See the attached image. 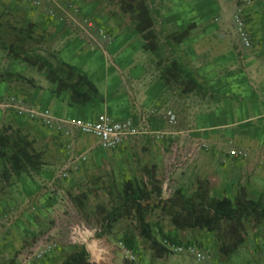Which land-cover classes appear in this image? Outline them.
<instances>
[{
	"label": "rangeland",
	"instance_id": "rangeland-1",
	"mask_svg": "<svg viewBox=\"0 0 264 264\" xmlns=\"http://www.w3.org/2000/svg\"><path fill=\"white\" fill-rule=\"evenodd\" d=\"M204 2L199 9L206 10L207 18L200 19L197 26L189 23L193 9L177 13L178 18L171 22V6L157 0L161 25L156 24L154 32L164 45L160 53L166 56L165 39L171 40L172 33H181L193 24L190 36L176 45L177 57L208 94L183 93L179 82L163 80L158 58L143 49V39L135 29L137 21L124 11L122 0H0V42L12 46L9 51L0 48V104L14 96L52 110V103L42 101L50 96L56 103L81 110L82 117L110 114V110L125 107L133 95L140 97L145 84L155 96L152 107L158 118L153 126L135 125L137 134L108 151L84 136H64L54 128L18 117L10 107H0V142L8 151L6 157H0V228L11 226L21 210L38 228L33 235L20 232L21 245L18 242L12 253L0 248V264H21L23 255L44 235L56 247L37 264H61L75 246L83 245L71 238L72 226L77 224L94 229V237L115 254V264H264V220L244 221L242 243L235 246L237 237L227 234L226 225L212 232L176 229L169 213L150 203L146 219L156 239L196 246L202 256L199 259L191 253L169 251L158 257L139 235L132 218L119 220L110 231L100 224L102 216L119 203L127 179L148 188L159 186L164 199L178 191L188 198L225 196L233 201L244 196L264 201V111L254 118L237 115L243 93L239 84L246 85L245 81L253 80L251 76L264 77V0H215L213 8ZM240 5L249 47L241 45L232 22ZM13 50L70 65L98 89L102 101L72 104L67 91L56 94L55 84L44 72L20 61ZM221 51H234L242 58L222 67L215 56ZM258 93L264 97V90L258 88ZM252 127L261 137L247 146V138L235 134H248ZM17 146H23L31 160L10 158ZM231 149L244 150L246 156L233 157ZM62 169L66 172L63 177ZM40 175L44 178L42 190L52 202L36 205L30 197L22 202L21 192L25 187L29 190L24 183L34 182ZM122 240L131 244L136 262L126 261L116 249L115 244ZM89 254L94 263L95 257Z\"/></svg>",
	"mask_w": 264,
	"mask_h": 264
},
{
	"label": "trees",
	"instance_id": "trees-1",
	"mask_svg": "<svg viewBox=\"0 0 264 264\" xmlns=\"http://www.w3.org/2000/svg\"><path fill=\"white\" fill-rule=\"evenodd\" d=\"M125 12L131 13L136 19V31L143 39V49L157 57V64L161 67V77L165 82H179L183 93L197 92L208 94L209 91L194 76L193 72L177 57L176 45L180 44L189 35L193 24L181 33H172L171 40L165 39V47L168 54L160 53L161 47L156 40L154 27L161 25L160 10L157 0H122ZM12 46L0 42V48L8 51ZM164 49V48H163ZM13 54L20 55L18 59L44 72L45 78L55 84V93L64 91L69 93L72 104L84 106L94 101H102L98 89L86 78L64 63H53L40 54L19 52L13 50ZM20 57V58H19ZM8 155L5 143L0 142V157ZM15 162L29 161L28 151L23 146H17L16 152L9 153ZM166 210L170 215V223L176 229H204L208 232L218 230L226 225L227 234L237 237L235 246L242 243L240 234L243 231V222L252 220L260 223L264 220V201L247 199L237 196L233 201L225 196L210 198L199 195L198 198H188L175 191L171 198L164 199L161 196V188L151 185L149 188L133 180H124L121 187L119 203L114 205L101 218V227L110 231L115 223L121 219H134L139 230V235L148 242L155 255L161 257L168 251L162 241L150 232L146 219L149 204ZM95 236L101 237V232H95ZM128 247L131 244L122 240ZM132 249V248H131ZM89 251L84 245L75 246L72 253L67 255L61 264H95L89 261Z\"/></svg>",
	"mask_w": 264,
	"mask_h": 264
},
{
	"label": "crops",
	"instance_id": "crops-1",
	"mask_svg": "<svg viewBox=\"0 0 264 264\" xmlns=\"http://www.w3.org/2000/svg\"><path fill=\"white\" fill-rule=\"evenodd\" d=\"M204 1L203 0H165V3H168L170 13H171V22L173 20H176L179 16L177 13H181V11H184L186 8L187 9H193L192 13L193 15L190 16L191 19H189V23H194L197 26H199V21L202 18H207V14L205 13V9L200 10L199 9V4L201 5ZM208 2V3H207ZM206 4L207 8H213L216 7V2L215 0H208L204 2ZM187 5V6H186ZM190 35H188L189 37ZM187 37V38H188ZM216 59H219V63L221 64L222 67L224 65H234V62H236L237 59H240L242 57L239 56L238 53L234 51H221L215 54ZM230 70V68H229ZM251 70V69H250ZM192 71V70H191ZM194 74V73H193ZM253 80H247L245 81V84H239L240 90L243 91L239 97V103L237 107V115L243 116L245 113L247 114L246 118H254L262 111H264V97L261 98L258 96V88L260 90H264V77H258L255 79L253 76H251ZM196 78V77H195ZM248 84H251L249 86ZM151 90L149 89V86H145L143 84V91H141L140 97L137 95H133L129 101H127L125 107H121L118 110H110L109 113H105L111 118L115 120H129L131 121L134 125H142L143 124H150L153 126L158 121V118L156 116V113H154V109L152 107V103L155 99V96L150 94ZM245 94L246 97L244 96ZM42 101H45L47 103H52V112L55 116L61 117V118H73V119H78L82 121H89L94 119L95 116H88V117H82V111L79 109H76L74 107H69L68 105H62L59 103H56L55 101L52 100V97L47 96L42 99ZM2 116V115H1ZM245 118V117H244ZM243 118V119H244ZM241 120V119H240ZM155 126V125H154ZM73 134H78L80 136H84L88 139H91L94 141L91 137L81 135L76 130L73 131ZM259 134V135H258ZM238 138L246 137L249 143H246V145H251L254 144L255 141L258 139V137H261V134L259 133V130H256L255 127L251 128L248 131V134H235ZM225 137H228V135L225 134ZM42 166L43 168L50 167L49 165H39ZM41 171H44V169H41ZM38 178L34 182H26L24 183L29 186V190L26 188L25 192H21V201L28 199H32L34 203L38 202V204H45V202H52L51 200H48L44 194V190H42L43 186V177L37 176ZM42 182V183H41ZM30 193V194H27ZM30 200V201H32ZM35 207V206H34ZM37 207V206H36ZM22 212L17 214L15 216V220H12L11 226L8 228H5V230L0 228V232L2 233L1 237L2 240H0V248L5 249V251H8L9 253H12L18 246L20 241V232L23 233V235H33L37 233L38 228L36 226H33L34 224L32 223V218L31 216L21 210ZM33 217V216H32ZM94 230V229H92ZM99 241V247L104 248L106 251L102 253L101 258L97 259L95 258L94 263L95 264H115V254L109 253V247L105 245L102 241ZM19 242V243H18ZM16 244L18 246H16ZM21 245V243H20ZM89 251V250H88ZM89 253H91L89 251ZM10 256V255H9Z\"/></svg>",
	"mask_w": 264,
	"mask_h": 264
},
{
	"label": "built area",
	"instance_id": "built-area-1",
	"mask_svg": "<svg viewBox=\"0 0 264 264\" xmlns=\"http://www.w3.org/2000/svg\"><path fill=\"white\" fill-rule=\"evenodd\" d=\"M242 6L236 8V12L232 16V22L235 26L238 39L241 45L244 47L250 46L249 37L244 29V20L242 17ZM1 108H12L16 115L28 121H36L48 128H54L61 132L64 136L72 134L74 130L81 135L91 137L94 140L95 145L102 150H115L118 148L128 137L137 134L139 131L137 127L129 120H115L105 113H98L94 119L89 121H82L73 118H61L55 116L48 107H41L40 105L33 103H26L21 99L14 96L9 98L8 102H2ZM167 116L170 121L174 116L171 112H167ZM233 157H244L246 153L241 149H231L229 151ZM60 171L61 177L66 175ZM72 235V230H71ZM72 238V236H71ZM163 245L169 252L175 253H191L199 259L201 256L200 250L193 245H178L171 243L169 240H162ZM56 247L53 239L48 235L41 237L24 255L21 264H37L53 253ZM122 257L130 262H136V255L133 250L128 247L123 241H117L115 244Z\"/></svg>",
	"mask_w": 264,
	"mask_h": 264
},
{
	"label": "clouds",
	"instance_id": "clouds-1",
	"mask_svg": "<svg viewBox=\"0 0 264 264\" xmlns=\"http://www.w3.org/2000/svg\"><path fill=\"white\" fill-rule=\"evenodd\" d=\"M72 239L82 243L97 259L101 258L102 253L106 251L104 248L99 247V241L94 237V230L84 224L72 226Z\"/></svg>",
	"mask_w": 264,
	"mask_h": 264
}]
</instances>
